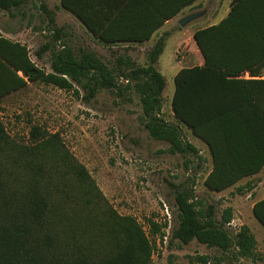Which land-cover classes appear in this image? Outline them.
Returning <instances> with one entry per match:
<instances>
[{
    "label": "rangeland",
    "instance_id": "obj_1",
    "mask_svg": "<svg viewBox=\"0 0 264 264\" xmlns=\"http://www.w3.org/2000/svg\"><path fill=\"white\" fill-rule=\"evenodd\" d=\"M230 2L203 0L183 10L151 47L101 43L58 0H0V35L24 44L31 61L46 74L56 73L66 50L74 61L90 55L108 71L69 67L63 75L71 85L68 89L35 82L0 101V120L12 150L40 146L52 212L67 215L66 227L74 228L83 246L110 251L131 220L149 242L148 264H264L263 228L245 227L252 241L240 252L233 239L243 227L230 224L232 208L226 206L238 203L257 180L246 179L218 194L208 191L203 184L211 168L208 149L170 110L174 63L186 56L183 46L174 50L175 32L191 23L196 28L216 24L228 13ZM203 10L202 17L179 26L178 19ZM159 47L161 53L165 47L163 59L172 60L168 71L160 72L156 65L161 53L150 64ZM148 67L165 81L155 116L176 127L190 151L185 146L171 149L168 142L150 135L140 95ZM33 127L40 132L36 141L30 137ZM240 209L251 219L248 206ZM190 213L204 226L222 224L232 237L228 249L195 237L180 239Z\"/></svg>",
    "mask_w": 264,
    "mask_h": 264
},
{
    "label": "trees",
    "instance_id": "obj_2",
    "mask_svg": "<svg viewBox=\"0 0 264 264\" xmlns=\"http://www.w3.org/2000/svg\"><path fill=\"white\" fill-rule=\"evenodd\" d=\"M58 1L92 37L119 45L149 41L195 0ZM192 39L203 64L175 74L170 110L179 124L206 145L211 168L203 184L219 193L264 166V0H231L226 16L196 30ZM55 67L56 73L46 74L31 61L24 44L0 35V101L35 82L68 89L71 85L63 75L69 67L108 74L94 57L74 61L69 50ZM148 68L140 95L150 135L168 142L171 149L185 146L190 151L180 131L155 116L165 81ZM30 137L34 141L40 137L37 127L30 130ZM39 148L20 147L14 152L0 120V264H148L149 242L131 220L108 252L78 242L74 228L66 227L67 215L52 212ZM252 214L264 228V198L253 205ZM222 227L218 223L204 226L190 213L178 236L228 249L232 237ZM242 227L233 239L240 252L252 241L249 230Z\"/></svg>",
    "mask_w": 264,
    "mask_h": 264
},
{
    "label": "crops",
    "instance_id": "obj_3",
    "mask_svg": "<svg viewBox=\"0 0 264 264\" xmlns=\"http://www.w3.org/2000/svg\"><path fill=\"white\" fill-rule=\"evenodd\" d=\"M202 1L203 0H195L191 5L187 6L183 10L191 9V8L201 4ZM194 12H197V11H193L191 13H194ZM180 13H178L175 17H173L172 19L165 22L164 25L153 34V36L151 37V39L149 41L144 42L143 44H135V45H147L148 44L149 46L152 47L154 45V43L156 42L157 38L162 33L166 32L167 28L168 29L172 28V26H173L172 24L175 22V20L177 19V16ZM191 13H189V14H191ZM189 14H187V15H189ZM187 15H185V16H187ZM183 17H181V19ZM181 19H178L177 22H179ZM208 26H210V25H208ZM204 27H206V26H201V27L196 28L195 23H191L186 28H181L178 32H175V34L173 36L174 41L172 39V41L174 42V50H177V48L183 46L186 49V56L179 61L175 60L174 64H176L177 68H174L175 72L171 77L172 81H173L175 74L179 70L184 69V68H191L194 66H202L203 59H202L201 54L199 53L198 49L196 48V46L193 42L192 36L196 30L204 28ZM166 43H167V41H166ZM165 47H166V45H165ZM165 47L163 49V52L159 56V58L157 60V64H156L158 66V70L160 72L170 70L169 65L172 64V60L170 59V57H168L167 59H163ZM174 69H171V70H174ZM172 94H173V90L171 91V94H170V100H171ZM249 178H250V180L253 178H254V180L255 179L257 180L256 181V183H257L256 187H254L250 192L245 193L243 197L237 198L238 203L234 204L235 207L233 205L228 204V203L226 204V206H230L232 208L233 219H232L230 224H233V226L262 227L259 224V222L254 218V216L252 214V207L256 202H258L264 198V166L256 174H254L250 177H246V178L240 180L239 182L241 183L242 181L249 179ZM238 183H236V184H238ZM212 193L218 194L216 192H212ZM243 204L250 208L251 219H248L241 212L240 206H242Z\"/></svg>",
    "mask_w": 264,
    "mask_h": 264
},
{
    "label": "water",
    "instance_id": "obj_4",
    "mask_svg": "<svg viewBox=\"0 0 264 264\" xmlns=\"http://www.w3.org/2000/svg\"><path fill=\"white\" fill-rule=\"evenodd\" d=\"M205 14V11H198V12H194L191 13L185 17H183L180 21H179V26L180 27H184L185 25L189 24L190 22L202 17ZM264 229V228H263Z\"/></svg>",
    "mask_w": 264,
    "mask_h": 264
}]
</instances>
